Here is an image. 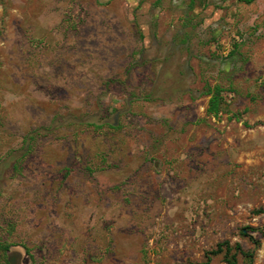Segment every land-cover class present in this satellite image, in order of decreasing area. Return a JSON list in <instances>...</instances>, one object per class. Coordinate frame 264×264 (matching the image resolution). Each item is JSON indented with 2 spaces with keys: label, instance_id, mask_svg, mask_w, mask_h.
I'll list each match as a JSON object with an SVG mask.
<instances>
[{
  "label": "rangeland",
  "instance_id": "rangeland-1",
  "mask_svg": "<svg viewBox=\"0 0 264 264\" xmlns=\"http://www.w3.org/2000/svg\"><path fill=\"white\" fill-rule=\"evenodd\" d=\"M260 122L264 0H0V264H264Z\"/></svg>",
  "mask_w": 264,
  "mask_h": 264
},
{
  "label": "trees",
  "instance_id": "trees-1",
  "mask_svg": "<svg viewBox=\"0 0 264 264\" xmlns=\"http://www.w3.org/2000/svg\"><path fill=\"white\" fill-rule=\"evenodd\" d=\"M254 0H245L246 3H251ZM220 89L215 88L214 90H208V94H212L211 98L209 99L207 113L210 115H217L220 111V105L222 104V100L220 98ZM256 125L264 126V122L257 123ZM264 215V209H259L255 211V215ZM250 241L257 245L258 242L250 237ZM5 250V249H4ZM212 256L223 255V260L226 264H236L237 263V255H240L246 264L253 263V253L252 252H245L240 244H234L233 246L230 245L229 242L225 241L222 243H218L216 245L215 250L211 251L209 254ZM210 261V257H208L207 262L204 264H208Z\"/></svg>",
  "mask_w": 264,
  "mask_h": 264
}]
</instances>
